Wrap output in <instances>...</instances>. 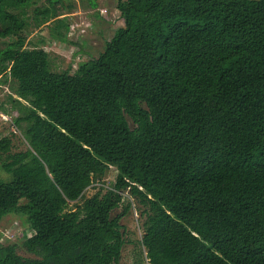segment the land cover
<instances>
[{
  "label": "trees",
  "instance_id": "1",
  "mask_svg": "<svg viewBox=\"0 0 264 264\" xmlns=\"http://www.w3.org/2000/svg\"><path fill=\"white\" fill-rule=\"evenodd\" d=\"M33 2L0 0V112L27 145L0 137V221L26 217L33 256L0 243V264H122L133 204L139 264H264V0H117L124 26L73 73L26 47ZM49 4L36 26L67 31Z\"/></svg>",
  "mask_w": 264,
  "mask_h": 264
},
{
  "label": "rangeland",
  "instance_id": "2",
  "mask_svg": "<svg viewBox=\"0 0 264 264\" xmlns=\"http://www.w3.org/2000/svg\"><path fill=\"white\" fill-rule=\"evenodd\" d=\"M59 11L56 19H64L68 24V30L64 28L56 29L55 19L47 23L36 26L33 15L37 9L49 7V0H34L27 10L28 28L23 36L26 38V47L43 48L48 52L50 68L54 72L69 71L73 73L79 64L98 57L103 51L106 42L109 41L114 32L124 26V21L116 9L117 0H54ZM59 31V33H58ZM63 36L62 39L58 35ZM14 37L5 40L0 39V48L5 47ZM14 83L9 81L7 84L0 85V101L6 102V95L13 94ZM5 108L9 113L0 112V137L10 135L13 143V151H23L27 147L19 130L12 126V119L16 112L10 110V105L6 104ZM117 175L115 168L111 167L103 183H94L88 187L84 195L92 196L100 185L108 187L113 184ZM0 178L4 181L10 180V175L0 170ZM21 205L25 201L19 202ZM72 205V203H70ZM122 211V208L114 214ZM142 220L135 204L127 215L122 218L125 245L122 249V264H137L140 252L144 249L140 245L142 238ZM32 235L29 223L25 216L8 215L0 221V243H16L17 252L23 258H32L21 246L26 236ZM139 264V262H138ZM142 264H147L142 260Z\"/></svg>",
  "mask_w": 264,
  "mask_h": 264
}]
</instances>
